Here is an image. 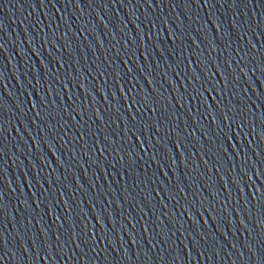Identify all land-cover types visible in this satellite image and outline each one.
Returning <instances> with one entry per match:
<instances>
[{"label":"water","instance_id":"water-1","mask_svg":"<svg viewBox=\"0 0 264 264\" xmlns=\"http://www.w3.org/2000/svg\"><path fill=\"white\" fill-rule=\"evenodd\" d=\"M0 264H264V0H0Z\"/></svg>","mask_w":264,"mask_h":264}]
</instances>
